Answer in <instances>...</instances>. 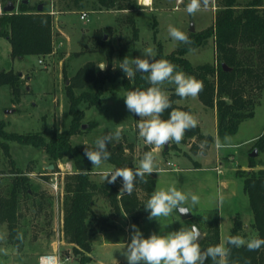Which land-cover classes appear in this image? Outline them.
Segmentation results:
<instances>
[{
	"label": "rangeland",
	"instance_id": "1",
	"mask_svg": "<svg viewBox=\"0 0 264 264\" xmlns=\"http://www.w3.org/2000/svg\"><path fill=\"white\" fill-rule=\"evenodd\" d=\"M21 1L13 0L15 10L19 9ZM249 1L238 0V4L245 6ZM188 2L138 0L139 7L135 10H115L101 7L98 0H85L83 7H74L64 0H30V5H42L43 11L53 14L54 50L48 55L12 58L10 42L0 36V70L13 69L22 73L20 98H15L10 86H0V120L6 122V130L25 134L47 131L49 139L55 131L69 128L73 116L67 86L81 66L93 61L96 66L106 63L107 67L120 70L118 66L125 57L144 58L142 51L147 47H153L157 53L160 43L165 53L176 50L181 43L171 38L169 26L189 37L192 23L194 33L200 34L214 24L218 0H209V6L202 7L194 15L186 11ZM6 3V0H0V16ZM262 4L264 7V0ZM84 12L87 17L82 19ZM134 26L139 30L137 37ZM101 38L109 40L114 47L111 62L106 53L98 49L97 42ZM186 58L193 65L216 64L214 37L189 51ZM165 86L175 89L172 84ZM82 91L75 90L76 94ZM128 91L120 78L106 82L99 106L82 101L79 109L84 113L82 125L86 127L72 136V143L79 147H94L97 138L119 127L122 130L120 139L113 140L108 146L123 142L126 152L134 159L133 169L138 167L145 152L153 151L159 169L152 174L156 177L155 191L174 185L186 194L198 195V204L192 205L189 199L183 205L192 217L185 220L174 210L169 217L149 220V210L143 205V217L137 223L130 215L125 217L122 214L126 213H118L109 197L98 191L94 197L93 215L89 218L94 231L92 250L87 253L69 241L65 232L66 182L75 171L73 161L68 157L61 158L51 169L53 161L44 148L10 141V156L0 146V194H6L17 170L31 171L27 174L35 194L23 197L21 204L17 235L19 238L22 234V247L17 238L10 236L7 223L0 222V236H4L0 240V264H40V257L53 253L60 256L62 264H81L82 258H87L86 264H128L122 250L131 242V225H136L143 237L148 238L153 233L163 235L197 224L204 238L215 214L219 217L221 242L226 243L236 217L245 225V239L255 235L253 213L240 174L264 168V90L255 106L254 116L243 120L235 134L226 136L227 141L218 136L216 108L205 106L198 96L178 99L177 109L193 114L202 132L214 138L203 150L202 142L186 133L179 144L171 142L168 150H155L147 145L138 134L140 117L126 107L124 96ZM170 92L166 90L167 94ZM92 122L95 126L91 128ZM218 140L227 146L217 148ZM254 149L258 154L252 157ZM113 167L104 161L100 168H93L91 180L102 184L100 172ZM53 182L59 185L58 192L53 188ZM122 184V178H117L112 185L120 191Z\"/></svg>",
	"mask_w": 264,
	"mask_h": 264
},
{
	"label": "trees",
	"instance_id": "2",
	"mask_svg": "<svg viewBox=\"0 0 264 264\" xmlns=\"http://www.w3.org/2000/svg\"><path fill=\"white\" fill-rule=\"evenodd\" d=\"M69 1L74 7H83L85 0ZM101 7L115 10H135L139 7L138 0H98ZM262 0H250L245 6H240L238 0H218L215 22L203 33H190V44L181 43L179 47L165 53L159 43L156 59H166L176 65L177 71L194 76L203 81V91L199 93L200 101L207 107L216 108L217 133L220 138L235 134L240 123L255 114V106L264 90V7ZM133 21V17L130 18ZM0 36L8 39L11 45L12 58H24L28 55H48L54 50L53 40V14L39 11L37 5H30L21 1L18 10L4 11L0 16ZM138 28L134 26L137 37ZM210 37L215 39L216 64L193 65L186 54L202 45ZM98 49L106 53L111 62L114 47L109 40H98ZM223 63L232 68L226 71ZM147 73L137 72L135 77L128 79L122 69L114 70L108 66L101 71L96 63L89 61L81 66L70 78L68 96L70 98V111L73 116L69 128L55 131L47 138V131L17 133L6 130V122L0 120V146L10 156V141L22 145H32L44 148L49 158L57 166L56 161L68 157L73 161L75 171L67 177L66 190L68 191L65 232L69 241L74 242L82 250L91 253L92 232L89 218L93 215L95 194L105 193L118 213H128L135 222L139 223L143 217L142 207L146 204L156 189V177L146 175L147 183L136 181L131 195L120 193L112 184L103 182L97 184L90 178L93 165L84 155L86 147L74 145L72 136L83 131L82 119L84 113L79 109L82 101L89 105L101 104V97L107 81L122 79L127 90L147 89L151 85L146 77ZM22 73L13 69L0 70V86L8 85L12 88L16 99L21 96ZM166 84V83H165ZM162 86L163 90L171 91L168 96L172 108L162 114V119H168L172 109H177L176 101L180 99L172 86ZM76 89L82 93L76 94ZM95 123H90L94 127ZM200 142L212 143L213 136L206 135L199 126L185 132ZM261 140V138H260ZM260 143L258 142V145ZM95 147V146H94ZM94 147H90L93 149ZM123 142L108 146L111 156L109 163L115 167L134 166V159L126 152ZM84 170H87L85 173ZM31 172V171H28ZM27 172V173H28ZM24 171H15L16 177L6 194H0V222L7 223L10 236L17 238L22 247V239L18 238L17 231L21 215L23 197H32L35 194L33 182ZM240 178L244 191L247 193L253 213L252 228L255 235L264 239V168L242 172ZM230 235L246 237L245 225L239 217L234 220ZM201 248L215 246L221 243L218 214L212 218L207 236L200 242ZM230 254L228 264H264V246L259 250L249 251L246 247L236 248L227 245ZM87 258H82L81 264H86ZM205 264H212L211 258Z\"/></svg>",
	"mask_w": 264,
	"mask_h": 264
},
{
	"label": "clouds",
	"instance_id": "3",
	"mask_svg": "<svg viewBox=\"0 0 264 264\" xmlns=\"http://www.w3.org/2000/svg\"><path fill=\"white\" fill-rule=\"evenodd\" d=\"M209 0H189L186 11L194 15L201 8H207ZM169 35L175 41L190 44L188 35L176 27L169 26ZM144 58L125 57L118 66L126 77L130 80L137 72L147 73V81L151 85L147 89L130 90L124 96L127 109L140 117L137 128L139 137L143 138L147 145L153 146L155 150L164 149L171 142L179 144L187 130L197 126L196 117L187 111L172 109L168 119H162V114L172 108V102L162 86L165 83L175 85V93L182 99L196 98L203 91V81L194 76L186 75L183 71H177L176 65L166 59H156V52L153 47H147L143 51ZM97 67L104 71L106 63H100ZM121 129L117 127L114 132H109L97 138L95 147H88L84 150V155L93 165V168H100L102 163L111 156L108 150L113 140H119ZM229 138L225 137V141ZM206 142L201 143V150ZM217 148L227 146L219 140ZM202 154V152H201ZM87 173V170H84ZM159 169L155 165L153 151L145 152L136 168L113 167L103 169L100 172L102 180L109 184H114L117 178H122L123 184L120 193L132 194L136 181L147 183L146 175L157 173ZM192 205L199 203V196L191 193H184L177 187L169 186L167 189H158L152 193L145 206L149 210V220H158L161 217H169L174 210L181 215H187L188 209L184 208L188 201ZM223 202V197L220 198ZM128 213L122 214L125 217ZM131 242L125 245L122 254L128 264H205L206 259L211 258L212 264H228L227 257L230 254L231 245L236 248L246 247L249 251L259 250L264 246V239L254 235L245 239L239 235H230L226 238V243L221 242L215 246L202 249L198 240L203 236L197 224H192L190 228L181 227L178 231L158 235L151 234L144 238L136 225H131ZM22 239V234L19 236ZM4 236H0L3 240Z\"/></svg>",
	"mask_w": 264,
	"mask_h": 264
},
{
	"label": "water",
	"instance_id": "4",
	"mask_svg": "<svg viewBox=\"0 0 264 264\" xmlns=\"http://www.w3.org/2000/svg\"><path fill=\"white\" fill-rule=\"evenodd\" d=\"M6 1H7V3H6V5L3 7V10L6 11V12L14 11V10L16 9V4L13 2V0H6ZM22 1H23L24 3H28L30 0H22ZM38 10H39V11H42V10H43V6H42V5H39V6H38ZM0 30H1V27H0ZM190 31H191V32H195L194 23L191 24V26H190ZM105 38H106V36H105ZM223 68H224L226 71H231V70H232V68L228 67V65H227L226 63H223ZM85 127H86V125L84 124V125H83V128H85ZM164 149H165V150H168V149H169V145H166ZM257 154H258V150H257V149H254V150L251 152V156H252V157H255ZM50 168L53 169V168H54V164H51V165H50ZM184 208L188 209L187 207H184ZM188 210H189V209H188ZM189 212H190V210H189ZM179 213H180V212H179ZM180 215H181V213H180ZM181 217H182L183 219H185V220H186V219H190V218L192 217V213L190 212V213H188L187 215H181ZM202 239H203V236L198 240V242H200Z\"/></svg>",
	"mask_w": 264,
	"mask_h": 264
},
{
	"label": "built area",
	"instance_id": "5",
	"mask_svg": "<svg viewBox=\"0 0 264 264\" xmlns=\"http://www.w3.org/2000/svg\"><path fill=\"white\" fill-rule=\"evenodd\" d=\"M0 11H1V6H0ZM87 17V13L84 12L81 15L82 19H85ZM40 62H43L40 60ZM53 188L58 192L59 190V185L57 183H52ZM40 264H62L61 258L57 253L53 254H46L40 257Z\"/></svg>",
	"mask_w": 264,
	"mask_h": 264
},
{
	"label": "crops",
	"instance_id": "6",
	"mask_svg": "<svg viewBox=\"0 0 264 264\" xmlns=\"http://www.w3.org/2000/svg\"><path fill=\"white\" fill-rule=\"evenodd\" d=\"M8 40V39H7Z\"/></svg>",
	"mask_w": 264,
	"mask_h": 264
}]
</instances>
